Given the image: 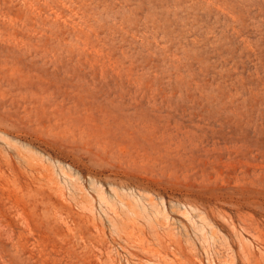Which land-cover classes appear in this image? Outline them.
Here are the masks:
<instances>
[{
	"label": "rangeland",
	"instance_id": "374dc122",
	"mask_svg": "<svg viewBox=\"0 0 264 264\" xmlns=\"http://www.w3.org/2000/svg\"><path fill=\"white\" fill-rule=\"evenodd\" d=\"M0 264H264V0H0Z\"/></svg>",
	"mask_w": 264,
	"mask_h": 264
}]
</instances>
